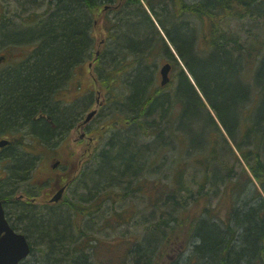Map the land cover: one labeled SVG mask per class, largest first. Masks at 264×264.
<instances>
[{
  "label": "trees",
  "instance_id": "16d2710c",
  "mask_svg": "<svg viewBox=\"0 0 264 264\" xmlns=\"http://www.w3.org/2000/svg\"><path fill=\"white\" fill-rule=\"evenodd\" d=\"M47 1L26 31L35 36L13 42L34 43L29 61L0 79V134L27 127L0 153V164L10 158L0 201L32 246L21 264H264V0H127L109 11L120 0ZM96 50L95 84L113 110L102 149L59 204L15 198L21 185L38 189L28 147L57 146L83 110L56 96ZM158 52L173 61L167 88L150 64ZM103 231L125 246L108 252Z\"/></svg>",
  "mask_w": 264,
  "mask_h": 264
},
{
  "label": "rangeland",
  "instance_id": "374dc122",
  "mask_svg": "<svg viewBox=\"0 0 264 264\" xmlns=\"http://www.w3.org/2000/svg\"><path fill=\"white\" fill-rule=\"evenodd\" d=\"M188 1L192 2L194 0H188ZM145 2L146 1L143 2L144 5H146ZM116 5L117 3L113 4V6H116ZM42 7L43 6L35 2V0H33L32 3H24L23 1H19V0H0V20H1L0 23L2 21H7V22L11 21L14 23L12 24L10 22L13 25V27L18 28L20 27L19 23H21L22 21H20V18H16L17 15L24 16L25 18L24 24L28 22H33L37 20V15L40 14L42 10L44 9V7L43 8ZM24 10L26 13L25 15H23ZM31 15H35V17ZM155 25H156V28L158 29V32L161 35H164V31L162 27L160 26V24L156 22ZM96 31H97L96 32L97 41L99 42L97 47H99L101 43L104 44V40H106L107 38V32L104 28H101V25L98 30L96 29ZM158 36L159 35L157 34L153 42L157 40ZM168 43H169L168 46L171 52L174 54L176 53L177 55V52L174 46L172 45V43H170L169 41ZM10 48L11 47H8V46L0 48V53H6L9 55V63L5 66L4 70L8 69L12 63L15 64L18 61H20L27 54V52L25 53V50L11 51ZM21 48H24V47H21ZM29 50L30 49L28 48V51ZM147 52H148V49H145L144 53H147ZM97 57L98 56L94 54L91 60L88 59L86 63H84L81 67H79L76 70V73H75L76 76L72 80L71 85L69 87L70 90L67 92H63L62 93L63 95L60 98V101L64 105L71 106V103H72V106H74L75 104H73V102L78 99L77 95L83 96L88 93V91L90 90V87H92L91 71L94 72L96 65L98 64V61L96 62ZM13 61H17V62H13ZM167 61H170V60L167 57V54L165 52H162V53L158 52L157 55L154 57V60H152V65L154 67L153 69L157 68L156 71H157L158 80L156 79V83L159 82L160 84V80H161V77L159 75L160 68ZM92 63L94 65H92ZM64 89L65 88H62V90ZM97 91H100V90H97ZM104 92L105 91L101 90V96L100 97L98 96V99H99L98 103L95 102V104L92 103L91 105H89L88 109H86L87 111L82 117V119L85 120L87 115L91 111L97 110V114L94 116L91 122L88 123L90 127V132L88 131L86 133L87 135H85L84 132L88 125L80 128V123H79L77 125V129L72 130L73 129L72 128L71 131L69 132L68 138L65 139L61 144H59L56 147L54 146L53 143H48V142L47 143L41 142V144H37L35 147H33L32 145L31 147H28V149L35 151L37 154L36 158L38 159V161H36V168H33V172H32L33 179L31 180L30 184L36 185L38 189H36L33 186L25 185V187L23 186L22 188L19 187V190L24 191L25 189L26 191H30L35 196V200H34L35 204L41 205L44 203V201H47L51 199V197H53V194H54L53 189H54L55 183L57 182V175L63 176L65 180L67 181V180H70L71 177H73V175L76 174V170L79 168L81 157L84 156L83 157V160H84L88 158L90 154V153L86 154V148L88 144H90V147L92 149V152L94 151V154L101 150V147L105 142V137H106L105 132L107 131V129L104 128L102 130V128H98L97 126L100 124V121L101 123L104 122L105 119L108 116H110V114L113 112V110L111 109L112 105L109 104L110 100L107 98ZM96 99H97V95L95 94L93 100H96ZM84 100L85 99L77 100V104L78 102L83 103L84 105L83 109L86 106V103ZM118 109H119V106H117V108H115L114 110H118ZM98 129L102 130V132L98 131ZM14 136H20V135L17 133H14ZM1 138L8 140V138L10 139L11 137L8 136V138L6 137L4 138L0 136V139ZM53 140H55V138ZM25 143H29L28 136L26 137ZM56 160H60V161L62 160V163H64L65 165L64 167H66V169L62 168L61 170L54 171L52 167L55 165L54 163L57 162ZM5 164L6 165L10 164V158L6 160ZM3 168L0 170H3ZM4 171L6 174L8 169ZM1 176L3 177L4 173L0 172V177ZM69 192L70 191H67V194H69ZM20 194L22 193H19L17 196H20ZM130 204H133V202L130 200H127L124 206H128ZM136 204L140 205V202H137ZM128 230H130V233L126 235L130 236L132 232L136 231V228L130 226ZM96 236L106 243L107 248L109 249L108 252H111L113 249L119 251L121 247L125 246L123 244V242L125 241L122 240V238L119 235H117V233L103 231L102 233L96 234ZM167 252L169 254V257H168L169 261H174L176 256H181V255L183 256L185 250L179 249L178 253H174L169 249ZM181 260H183V258ZM163 264H166V262H163Z\"/></svg>",
  "mask_w": 264,
  "mask_h": 264
},
{
  "label": "water",
  "instance_id": "95a60500",
  "mask_svg": "<svg viewBox=\"0 0 264 264\" xmlns=\"http://www.w3.org/2000/svg\"><path fill=\"white\" fill-rule=\"evenodd\" d=\"M170 65L167 64L162 68L163 81L162 85L169 82ZM95 113L89 115L90 120ZM8 142H0V147H4ZM63 191L56 194L53 201H59L62 198ZM31 248L22 234L16 233L7 223L5 212L0 202V264H20L30 255Z\"/></svg>",
  "mask_w": 264,
  "mask_h": 264
},
{
  "label": "flooded vegetation",
  "instance_id": "af4514ba",
  "mask_svg": "<svg viewBox=\"0 0 264 264\" xmlns=\"http://www.w3.org/2000/svg\"><path fill=\"white\" fill-rule=\"evenodd\" d=\"M16 18H20V21H23L24 20V18L22 17V16H19V15H17L16 16ZM11 22V21H10ZM8 22V24H9V28H12L13 27V25L11 24V23H13V22ZM12 33H8L9 35H7L6 37H7V39H19V38H24V37H26V36H35L34 34H28L26 31H23V30H19V31H14V30H10ZM1 40H4V39H1ZM5 46H8V47H11L10 48V50L11 51H14V50H20L19 48H14L13 47V43L12 42H10V43H8V44H6V45H3V44H1L0 45V48L1 47H5ZM27 49L25 50V53L27 52V54H26V56L24 57V58H22L20 61H13V62H17V63H15V64H11L10 65V67L8 68V69H6V70H4V68H5V66L9 63V55L8 54H6V53H0V79L3 77V75H5V74H7L8 72H11V71H14V70H17V69H19L22 65H24V63L25 62H28L29 61V59H30V55H29V52H30V50L28 51V45H26L25 46ZM93 102L92 101H90V103H89V105H91ZM89 105H88V107H89ZM87 107V108H88ZM87 111V110H86ZM88 125V123H82V124H80V128H82L83 126H87ZM88 150H89V148H88Z\"/></svg>",
  "mask_w": 264,
  "mask_h": 264
},
{
  "label": "bare ground",
  "instance_id": "6f19581e",
  "mask_svg": "<svg viewBox=\"0 0 264 264\" xmlns=\"http://www.w3.org/2000/svg\"><path fill=\"white\" fill-rule=\"evenodd\" d=\"M6 31H7V30H6ZM6 35H7V32H1V31H0V39L5 38ZM7 40H8V39H7ZM9 171H10V170H9ZM23 187H25V186H23ZM25 192H28L29 194H31V195L33 196V194H32L30 191H26V190H25Z\"/></svg>",
  "mask_w": 264,
  "mask_h": 264
}]
</instances>
